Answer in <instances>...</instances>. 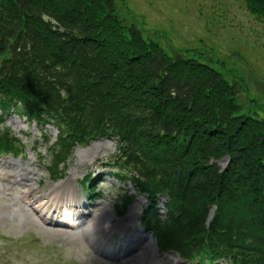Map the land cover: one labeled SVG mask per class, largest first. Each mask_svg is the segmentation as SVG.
<instances>
[{
	"label": "trees",
	"instance_id": "obj_1",
	"mask_svg": "<svg viewBox=\"0 0 264 264\" xmlns=\"http://www.w3.org/2000/svg\"><path fill=\"white\" fill-rule=\"evenodd\" d=\"M242 1L264 24V0ZM121 5L0 0V156L27 154L6 124L13 114L37 124L55 179L76 147L115 139L107 166L147 195L143 223L160 250L191 264H264V118L244 110L242 84L212 58L167 53Z\"/></svg>",
	"mask_w": 264,
	"mask_h": 264
},
{
	"label": "rangeland",
	"instance_id": "obj_2",
	"mask_svg": "<svg viewBox=\"0 0 264 264\" xmlns=\"http://www.w3.org/2000/svg\"><path fill=\"white\" fill-rule=\"evenodd\" d=\"M125 3L119 8L122 17L167 53L172 48L192 50L212 58L229 80L242 84L244 110L264 118V24L244 1ZM6 124L28 144V152L19 158L0 156V264L181 263L175 254L160 251L153 234L142 227L146 197L105 166L116 153L115 140L77 147L64 176L54 180L45 166L46 147L35 145L42 138L37 124L16 115ZM47 132L54 142L56 129L49 126ZM86 175L93 177L94 196L82 182ZM27 184L35 189L34 199L26 198ZM135 194L138 198L128 209L120 207V201Z\"/></svg>",
	"mask_w": 264,
	"mask_h": 264
},
{
	"label": "bare ground",
	"instance_id": "obj_3",
	"mask_svg": "<svg viewBox=\"0 0 264 264\" xmlns=\"http://www.w3.org/2000/svg\"><path fill=\"white\" fill-rule=\"evenodd\" d=\"M12 177H13V179L14 180H18L19 179V174L18 173H14L13 175H12ZM24 180H26V181H29L30 179L29 178H27V177H24L23 178ZM27 187L29 188L28 189V196L26 197V198H28V197H31V198H33L34 199V191H35V189L32 187V185H28L27 184ZM25 198V199H26ZM27 201V200H26ZM25 200H23V202L24 203H27V204H29V203H31L32 201H27L26 202Z\"/></svg>",
	"mask_w": 264,
	"mask_h": 264
},
{
	"label": "water",
	"instance_id": "obj_4",
	"mask_svg": "<svg viewBox=\"0 0 264 264\" xmlns=\"http://www.w3.org/2000/svg\"><path fill=\"white\" fill-rule=\"evenodd\" d=\"M179 173H180V172H179V171H177V175H179Z\"/></svg>",
	"mask_w": 264,
	"mask_h": 264
}]
</instances>
